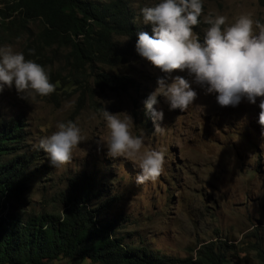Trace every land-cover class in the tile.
Masks as SVG:
<instances>
[{
    "label": "rangeland",
    "instance_id": "rangeland-1",
    "mask_svg": "<svg viewBox=\"0 0 264 264\" xmlns=\"http://www.w3.org/2000/svg\"><path fill=\"white\" fill-rule=\"evenodd\" d=\"M151 3L155 0H138L135 8L139 11ZM209 14L225 16L228 24L242 14L264 24V8L258 0H203L201 23L193 29L200 40L208 27L203 18ZM29 26L28 33L34 35L35 24ZM147 32L151 35V27ZM26 38V34L11 41L0 38V46L23 53ZM119 46L127 48L126 61L118 70L130 82L128 86L99 87L90 80L85 91L59 85L47 96L33 94L27 99L14 87L0 92V116L25 119L29 150L39 137L56 131L58 122L75 123L82 136L70 161L59 167L52 166L41 150L47 169L20 200L8 203V211L49 205L69 178L94 172L109 181L104 187L109 196H115L106 216L121 215L123 232L166 256L188 257L197 245L217 238L235 244L238 252L255 239L249 235L256 227L264 242V139L257 122L260 98L256 104L242 101L236 107L220 106L215 94L206 95L193 84L197 98L183 111L169 110L158 97L164 116L157 130L143 101L157 86V77L164 74L136 52L135 43L119 37ZM172 75L192 79L186 71L173 70ZM104 109L130 119L131 134L143 140L141 154L147 150L162 154V170L155 180L137 184L136 159L110 157L97 143L107 136ZM7 209L0 210V215ZM247 263L256 264L250 257Z\"/></svg>",
    "mask_w": 264,
    "mask_h": 264
},
{
    "label": "trees",
    "instance_id": "trees-1",
    "mask_svg": "<svg viewBox=\"0 0 264 264\" xmlns=\"http://www.w3.org/2000/svg\"><path fill=\"white\" fill-rule=\"evenodd\" d=\"M137 1L0 0V38L11 41L26 34L23 54L44 67L54 87L85 91L90 80L99 87L128 86L118 70L127 57L119 37L136 43L137 32L151 27L142 23L140 9L153 3L137 11ZM258 2L264 8V0ZM30 24L37 29L34 35L28 33ZM26 127L20 115L0 116L2 211L47 169L41 150L27 148ZM106 183L99 173L84 172L69 178L49 205L7 209L0 215V264H249V257L264 264L257 227L249 235L255 239L238 252L235 244L217 238L197 245L182 259L135 241L123 232L121 215L106 216L115 197L109 196Z\"/></svg>",
    "mask_w": 264,
    "mask_h": 264
},
{
    "label": "clouds",
    "instance_id": "clouds-1",
    "mask_svg": "<svg viewBox=\"0 0 264 264\" xmlns=\"http://www.w3.org/2000/svg\"><path fill=\"white\" fill-rule=\"evenodd\" d=\"M202 4L203 0H155L140 9L142 23L151 25V35L137 32L135 50L164 74L157 77V86L143 101L144 110L159 130L164 112L158 97L169 110L183 111L197 98L193 84L206 95L215 94L220 106L236 107L242 101L256 104L259 97L257 122L264 139V24L245 14L231 24L223 15L209 14L203 18L208 27L200 40L193 29L201 23ZM173 70L186 71L192 79L173 76ZM13 87L25 99L55 90L44 67L26 60L11 46H0V92ZM102 117L107 136L97 143L106 148L107 155L135 158L140 170L137 184L155 180L162 170V154L154 150L141 154L143 140L131 134L128 117L121 119L106 109ZM81 140L75 123L58 122L56 131L39 137L33 147L44 151L50 164L59 167L70 161Z\"/></svg>",
    "mask_w": 264,
    "mask_h": 264
}]
</instances>
